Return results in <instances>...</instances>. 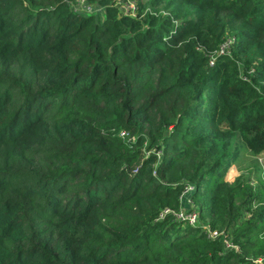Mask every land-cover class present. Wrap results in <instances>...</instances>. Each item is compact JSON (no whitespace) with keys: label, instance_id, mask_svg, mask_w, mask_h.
<instances>
[{"label":"trees","instance_id":"16d2710c","mask_svg":"<svg viewBox=\"0 0 264 264\" xmlns=\"http://www.w3.org/2000/svg\"><path fill=\"white\" fill-rule=\"evenodd\" d=\"M86 1L0 0V264H264V0Z\"/></svg>","mask_w":264,"mask_h":264},{"label":"built area","instance_id":"2783aa9c","mask_svg":"<svg viewBox=\"0 0 264 264\" xmlns=\"http://www.w3.org/2000/svg\"><path fill=\"white\" fill-rule=\"evenodd\" d=\"M117 4L120 5L125 11H131L133 14L136 6V0H118ZM223 47L224 45L222 46V48ZM192 189L193 186L191 184H188L184 187V189L181 192L182 198H186V200L190 203L192 201L191 198L188 197V194L192 191ZM167 212H171L178 221L188 222L191 225L196 224L198 221V211L196 210V207L187 208L185 206H181L178 209H170L166 207L162 209L160 215L162 216ZM205 232L209 237H216L218 234L221 233L218 230L211 228H205ZM226 244L230 245L228 242Z\"/></svg>","mask_w":264,"mask_h":264},{"label":"rangeland","instance_id":"374dc122","mask_svg":"<svg viewBox=\"0 0 264 264\" xmlns=\"http://www.w3.org/2000/svg\"><path fill=\"white\" fill-rule=\"evenodd\" d=\"M75 8L77 10H80V11H84V12H96V13H99L101 14V12L99 10H101L100 7H98L97 5L95 4H92L86 0H76L75 2ZM253 155L250 154L247 150H243L242 152V155H241V159H240V162H239V165L242 167V170L243 171H248L250 168L253 167V164L251 163V159H252ZM258 162L259 164H261V166L264 168V155H259L258 157ZM236 168H234V164L231 165L227 172H226V179L231 181L234 179L235 176H237L240 171L242 170H239L238 169V164L236 163ZM255 171H252V176L254 177L255 179V174H254ZM255 181V180H254ZM186 205L185 207L189 208V207H195V204L193 205L192 203L186 201L185 202Z\"/></svg>","mask_w":264,"mask_h":264},{"label":"crops","instance_id":"0c3cea01","mask_svg":"<svg viewBox=\"0 0 264 264\" xmlns=\"http://www.w3.org/2000/svg\"><path fill=\"white\" fill-rule=\"evenodd\" d=\"M234 164V168H236L237 166H236V163H233ZM233 164H231V165H233Z\"/></svg>","mask_w":264,"mask_h":264}]
</instances>
